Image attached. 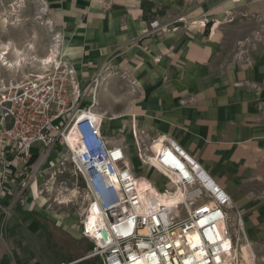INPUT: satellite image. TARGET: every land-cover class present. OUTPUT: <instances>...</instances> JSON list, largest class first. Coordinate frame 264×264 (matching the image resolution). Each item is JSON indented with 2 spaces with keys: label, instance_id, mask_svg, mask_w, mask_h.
<instances>
[{
  "label": "crops",
  "instance_id": "0c3cea01",
  "mask_svg": "<svg viewBox=\"0 0 264 264\" xmlns=\"http://www.w3.org/2000/svg\"><path fill=\"white\" fill-rule=\"evenodd\" d=\"M93 4L81 2L66 9L69 40H62L60 32L56 39L62 42V57L74 55L79 60L74 67L80 80L99 76L95 110L107 117L106 136L116 143L119 128L136 129L138 123V132L150 139L176 138L232 195L248 242L264 252V42L251 51V62L235 60L238 42L264 24V0H176L175 4L168 0L155 11L131 4L125 9L132 13L125 20L129 29L120 32L115 28L122 21L118 12L122 6ZM165 13L177 19L163 20ZM157 17L161 24L169 22V32L148 35L121 50L127 39L141 37L148 21ZM180 17L185 20L179 21ZM6 44L18 48L12 39L2 48ZM120 52L127 58L128 77L99 71L105 59L112 54L119 57ZM29 56L35 59L32 51L26 59ZM122 138L126 142L127 136ZM42 172L29 192L20 195L13 176L0 174V264L90 260L89 240L80 223L67 220V215L42 212L38 194Z\"/></svg>",
  "mask_w": 264,
  "mask_h": 264
},
{
  "label": "built area",
  "instance_id": "2783aa9c",
  "mask_svg": "<svg viewBox=\"0 0 264 264\" xmlns=\"http://www.w3.org/2000/svg\"><path fill=\"white\" fill-rule=\"evenodd\" d=\"M150 26L167 27L158 19ZM263 42L262 23L238 42L235 60L251 62V51ZM99 83V76L80 80L62 61L1 81L0 174L12 175L23 192L40 170L46 180L52 157L66 150L75 184L89 194L80 222L83 237L94 244L87 258L100 257L102 264H243L239 244L249 239L232 195L172 136L150 139L162 141L152 162L167 185L154 180L142 189L127 146L106 136L104 116L95 110ZM34 144L39 151H32ZM60 163L63 173L68 162ZM91 216L96 220L89 227Z\"/></svg>",
  "mask_w": 264,
  "mask_h": 264
},
{
  "label": "rangeland",
  "instance_id": "374dc122",
  "mask_svg": "<svg viewBox=\"0 0 264 264\" xmlns=\"http://www.w3.org/2000/svg\"><path fill=\"white\" fill-rule=\"evenodd\" d=\"M171 1H173L174 4L176 2V0ZM185 1L187 2L190 0ZM81 2L94 3V6H101V4H103L105 8H107L111 4H118L120 7L122 6L118 11L120 16L122 17V21H120L118 27L115 28L117 31L120 32L125 30L128 31L129 29L128 23H126L125 21L129 18V16L132 15L130 11L125 10L128 5H143V8L150 6L151 10L155 11L157 8H160L162 4L168 3V0H0V50L2 49V45L4 42L12 39L13 43L18 46V49L20 48L23 51L28 48V43H26V41L31 40L35 48L34 50H32V53H34V55L47 54L49 47H51L53 42H55L54 39H56V36L59 32L62 34V40L63 38H66L65 36H69L68 33L71 28L67 24V18H65L66 9H68L69 7L73 9L75 8V5L79 6V3ZM80 13L81 12H79V14ZM71 14H74V12H71ZM165 14L166 16H164L163 20H168L171 18L177 19V17L175 18V16L170 15V13ZM152 21H148V27L143 30L141 37L135 40L130 37L129 39H127L126 42L121 45V50H126L129 45L134 42L137 43V41L139 42L148 35H162L170 31V28L168 27H166V31L151 30L150 23ZM168 23L169 22L166 23V21H164L163 25L166 26ZM83 28L87 29V27ZM171 30L173 31L175 29L171 28ZM76 34L78 33L76 32ZM67 40H69V38H66V41ZM61 43L62 42H60L59 40L60 49L61 47H63ZM239 45L240 44H237V49L239 48ZM14 48L17 47H13V49L7 55L9 56L8 58L10 60H14L16 58ZM29 51H26V54H28ZM11 52H13L14 55ZM69 53L73 54L72 50L71 52L69 51ZM118 54L119 57H114V54H112L109 56V58L105 59V64H103L105 66H101L102 68L100 67L99 71H104V73H107L104 75L107 76L115 75L118 76V78L124 79L128 77L126 75L127 71L125 66L127 63V58L125 53L120 52ZM58 55L60 61L70 64L71 66H73L74 69V63H79V60H74V55L62 57L59 51ZM29 58L30 56L26 59L25 63L23 62L24 65H22V67L16 69L7 66H2V62L0 60V82L13 78L20 80L21 78L28 75L29 71L31 70V67L34 65L33 60ZM34 63L36 64V62ZM83 66L85 67L88 65L85 64ZM88 99L90 100V96L88 97ZM104 123L105 125L108 123L107 117L104 118ZM134 126L136 127V129L131 128V130H129L126 127L119 128L118 132L115 134L118 136V138H120L118 140L119 143L129 147V158L131 165H133V169L139 176H147L152 178L154 177L156 181H159L158 183L161 187L167 185V182L163 177L161 178L158 173L151 171V169L147 167L146 160L143 159L141 154L137 152V148H140V145H138L139 137L141 142H143V144L145 145L149 144L151 140L150 137H147L144 132H142V130L140 133L138 132V123L134 124ZM123 135L127 136L126 142L122 138ZM39 148L40 144H34L32 151H39ZM55 156L56 157H52L54 162L52 167H50V165L47 166V179L42 181L44 176L43 172L40 174V176H38L40 186L38 189V194L41 200L40 202L43 201L42 208H44L42 212H45L46 215L50 216H53L54 213L56 214V216L57 214L67 215V220L70 221V219L73 217L77 220L72 221L73 223H80L79 221L80 219H82V212L86 205V201L89 198V194L86 190H84V188H78L75 184V176L72 174L73 168L69 160V153L66 150H62L61 152H57ZM63 159L67 160L68 162L66 163L67 168L63 169V173H59L57 169L60 167V160ZM143 166L147 169H145ZM44 167H46V165ZM53 173H55L56 176L52 179ZM141 186L144 187V182H141ZM40 188H43V193H39ZM17 189L21 194H26L27 192H29V188H26L23 192L20 186H18ZM76 236L77 235L74 233L73 237ZM87 243L89 244V253L93 249L94 244L90 241H87ZM250 243L252 242H241L239 244L240 251L243 255H245L246 258H254L255 264H264V252L261 251L259 253V249L255 247L256 245L252 244L251 246ZM75 244L84 245L83 242H76ZM68 254V251L64 252L65 258L68 257ZM82 264H102V259L100 257L90 258L89 261Z\"/></svg>",
  "mask_w": 264,
  "mask_h": 264
},
{
  "label": "bare ground",
  "instance_id": "6f19581e",
  "mask_svg": "<svg viewBox=\"0 0 264 264\" xmlns=\"http://www.w3.org/2000/svg\"><path fill=\"white\" fill-rule=\"evenodd\" d=\"M12 49H13V47L10 46L9 44L4 45V47L0 50V60L2 62V64H1L2 66H7V67H10V68H13V69L15 68L16 69V68L22 67L24 59H25L24 61H26V57H27V56L25 57L26 51L27 50L32 51L35 48H34V44L32 42L28 45V48L26 50L22 51L20 48L19 49L18 48H14L15 53H16V58L14 60H10L7 55L10 53V51ZM58 51H59V40L57 38L55 40L53 46H51L49 48L48 53L45 56L40 57V56L34 55V53H32V55L35 57V59L33 58V61L37 60V62H38V63H36L34 65L49 66L50 64L59 63L60 62V58H58ZM69 142L71 143L72 147H76L77 141H76V138L73 137V135H71L69 137ZM142 144H143V142H141L140 137H139L138 145H140L141 156L147 162V167L150 168L151 171H154L155 173H158L160 175V177H163L162 174L158 172V170L155 168V165L153 164V162L156 163L155 156H153V154L160 152L161 147H162V141L161 140L154 141V142L152 141L151 143H149L147 145H145V144L142 145ZM146 147H148V149L145 151L144 148H146ZM40 171H42V170H40ZM168 178H169V175L168 176L166 175V179H168ZM154 180H155L154 177L152 178V177H147V176H144V177L140 176L139 179H138L140 187L142 189L147 188L149 186V183H154V182H152ZM141 182H144V187L141 186ZM39 193H42L41 190H40ZM164 200H165L166 203H170L171 202V198H165ZM86 220H87V225L89 227H92V226H94V222H95L96 219H95L94 216H91V217L87 218ZM70 221L72 222V221H77V220H76V218L72 217L70 219ZM80 221H81V219H80ZM241 255L243 257V264H253L254 258H249L248 259V258L245 257V255L242 254V252H241Z\"/></svg>",
  "mask_w": 264,
  "mask_h": 264
},
{
  "label": "trees",
  "instance_id": "16d2710c",
  "mask_svg": "<svg viewBox=\"0 0 264 264\" xmlns=\"http://www.w3.org/2000/svg\"><path fill=\"white\" fill-rule=\"evenodd\" d=\"M39 223H40L42 226H44V224H43L41 221H39Z\"/></svg>",
  "mask_w": 264,
  "mask_h": 264
}]
</instances>
